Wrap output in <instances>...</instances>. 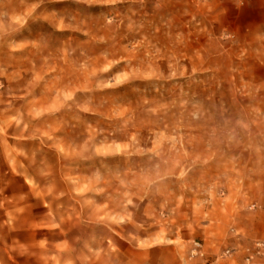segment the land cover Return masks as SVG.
<instances>
[{
  "label": "rangeland",
  "instance_id": "rangeland-1",
  "mask_svg": "<svg viewBox=\"0 0 264 264\" xmlns=\"http://www.w3.org/2000/svg\"><path fill=\"white\" fill-rule=\"evenodd\" d=\"M225 192L264 210V0H0V217L155 264Z\"/></svg>",
  "mask_w": 264,
  "mask_h": 264
},
{
  "label": "crops",
  "instance_id": "crops-1",
  "mask_svg": "<svg viewBox=\"0 0 264 264\" xmlns=\"http://www.w3.org/2000/svg\"><path fill=\"white\" fill-rule=\"evenodd\" d=\"M224 194L221 216L226 224L218 231L204 229L202 249L193 253L175 245L161 247L154 251L155 264H264V248L256 246L264 242V210L245 204L241 192L232 199ZM34 225V219H19L13 212L0 217V264H78L75 248L67 249L60 237L52 244L51 235L35 233ZM169 240L193 241L178 235ZM68 256L73 258L69 262Z\"/></svg>",
  "mask_w": 264,
  "mask_h": 264
},
{
  "label": "built area",
  "instance_id": "built-area-1",
  "mask_svg": "<svg viewBox=\"0 0 264 264\" xmlns=\"http://www.w3.org/2000/svg\"><path fill=\"white\" fill-rule=\"evenodd\" d=\"M258 245H259L260 247H262V246H264V243H258Z\"/></svg>",
  "mask_w": 264,
  "mask_h": 264
}]
</instances>
